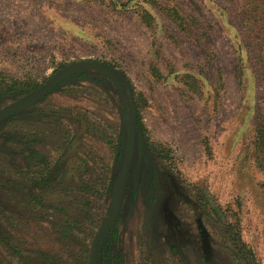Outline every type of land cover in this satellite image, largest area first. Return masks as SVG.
I'll return each instance as SVG.
<instances>
[{"label":"rangeland","instance_id":"obj_1","mask_svg":"<svg viewBox=\"0 0 264 264\" xmlns=\"http://www.w3.org/2000/svg\"><path fill=\"white\" fill-rule=\"evenodd\" d=\"M161 5L178 6L199 25L176 27ZM144 11L155 15V31L144 26ZM80 61L114 65L123 87L83 68L30 110L28 119L50 126L43 127L53 164L61 156L51 154L49 130L62 124L68 141L56 144L69 147L78 139L77 118L87 123L73 143L76 156L51 176L44 203L15 157L32 135L23 123L29 110L0 123V264H89L96 232L111 223L119 182L109 264H264V171L253 158L264 119V0H0V79L41 85ZM152 65L162 81L151 76ZM123 73L148 136L142 155L137 139L131 160ZM186 75L198 80L197 92L185 86ZM2 89L0 109L24 96ZM39 112L55 115L32 116ZM75 223L76 244L63 236ZM200 223L210 233V258Z\"/></svg>","mask_w":264,"mask_h":264},{"label":"trees","instance_id":"obj_2","mask_svg":"<svg viewBox=\"0 0 264 264\" xmlns=\"http://www.w3.org/2000/svg\"><path fill=\"white\" fill-rule=\"evenodd\" d=\"M253 1H256V0H253ZM258 1H263V0H258ZM160 8H161L160 9L161 12L167 18V20L182 30H186L188 27L199 25V22L195 17L186 16L183 13L184 11L181 10V8H179L178 6L166 8V7H162V5H161ZM140 17H141V20H142L144 26H146L147 29H149L151 31L156 30V27H155L156 26L155 25L156 19H155V15L152 12L144 11L143 13L140 14ZM102 64L104 66L108 65L107 67L112 69L116 73V68H114L115 67L114 65H111V64L105 65L104 63H102ZM76 74H74V75H76ZM150 74L153 77V79L158 81V82L162 81L164 78V76L161 74L159 69L154 65H152L150 68ZM74 75L69 76L65 80L72 78ZM123 76L125 78L126 83L132 88L133 87L132 83H131L130 79L128 78V76L126 75V73H123ZM184 82H185V86L188 87L189 90H192L193 92H197V90H198L197 88L201 87L198 83V80H196V77L193 75L192 76L186 75L184 77ZM44 83H42L41 85H43ZM0 84H1V86L4 87V89H2V90H4V93H3L4 95H8V94H11L14 92L25 95V94H27V93H29V92H31V91H33V90H35L41 86L40 84H37L35 81H17V80L7 81V80L2 79V78L0 79ZM219 84H220V87L221 86L224 87V81H223L222 77L219 78ZM132 90L134 93V97H135V101H136V105H137V110H138V116H137V120H136L137 134H138V136L142 137L144 144H146L148 142L147 129H146V126L143 123L142 118L140 116V105L138 104V100L135 96V91L133 88H132ZM120 150H121V147H119V152H120ZM253 158H254L255 165L260 170L264 171V119L256 128V135H255V139L253 142ZM23 176H25V175H23ZM155 177L156 178L158 177L157 170H155ZM35 182H37L39 184L46 183V175L43 174V175L39 176L38 178L35 179ZM121 189H122V187H121ZM36 202L37 203H43V201H37V200H36ZM205 202H206L205 200H202L200 202V205L203 208H206ZM215 212H216V214L218 213L217 210H215ZM68 225L69 226L67 228L68 229L70 228L69 231H73L71 229L75 228V226L78 227L77 223H75L74 226L73 225L70 226V224H68ZM116 226L117 225H115V227H113V228H110V229L108 228L107 230L103 231V234H102V236L99 240V243H98V261H99L98 264H109L108 263V251H109L110 244L117 239ZM69 231L67 230V234L69 233ZM200 233H201V238H202L206 257L210 258L212 255L210 233H209L207 227L203 223H200ZM67 234H66V237L68 236L67 237L68 239L69 238L74 239V237H70V234H68V235ZM81 248H80V253H81ZM20 254H22L21 251H20Z\"/></svg>","mask_w":264,"mask_h":264},{"label":"water","instance_id":"obj_3","mask_svg":"<svg viewBox=\"0 0 264 264\" xmlns=\"http://www.w3.org/2000/svg\"><path fill=\"white\" fill-rule=\"evenodd\" d=\"M83 68H92L96 69L99 72L106 75L116 86L119 88L123 87L122 81L119 79V77L116 75V73L104 66L100 62L96 61H80L74 64H70L59 71H57L55 74H53L43 85H41L36 90L32 91L31 93L27 94L20 100L16 101L9 107H6L0 111V121L4 120L10 116H13L17 113H20L29 107L35 105L37 102H39L41 99H43L45 96L50 94L55 88H57L66 78H68L71 75H74L78 73ZM127 99L131 108V118L127 121L126 124V135H127V153H128V159L131 160V158L134 155L135 149H136V141L138 139V150L139 155H142L143 153V147H144V141L141 136H138L137 134V128H136V120L138 116V110L137 105L134 97V93L132 88L127 85ZM121 184L122 182H119L114 187V197H113V216L111 219V223L109 227H112L118 217L120 203H121V197H122V190H121ZM103 231L100 230L96 233L94 240L92 242L91 246V255H90V264H98L97 260V251H98V243L102 236Z\"/></svg>","mask_w":264,"mask_h":264},{"label":"flooded vegetation","instance_id":"obj_4","mask_svg":"<svg viewBox=\"0 0 264 264\" xmlns=\"http://www.w3.org/2000/svg\"><path fill=\"white\" fill-rule=\"evenodd\" d=\"M59 71V70H58ZM57 72V71H56ZM55 72V73H56ZM54 73V74H55ZM106 76V75H105ZM108 78V77H107ZM109 79V78H108ZM110 80V79H109ZM66 81V80H65ZM111 81V80H110ZM64 82V81H63ZM62 82V83H63ZM112 82V81H111ZM61 83V84H62ZM113 83V82H112ZM60 84V85H61ZM114 84V83H113ZM59 85V86H60ZM58 86V87H59ZM58 87L57 88H55L50 94H48L47 96H45L43 99H41L39 102H37L35 105H33V106H31V107H29L28 109H26V110H24V111H22V112H20V113H17V114H15V115H13V116H10V117H8V118H6V119H4V120H1L0 121V123L1 122H4V121H8V120H10V119H13V118H15V119H18V117L20 116V115H22L23 113H25V112H27L28 110V113H26V115H25V119H26V121H23V123L26 125H29L27 128H29V129H31L32 130V135L31 136H26V141L24 142V144H25V149H23V148H21V151L18 153V154H15V157L16 158H18V159H20V160H22V161H24V166L23 167H19L18 168V171H20V172H23L22 174H21V176L22 177H24L23 175H25L26 177V185H27V187L29 188H35L36 190H38V192L41 194V195H38V197H36L37 198V201H43V203H44V194L45 193H47L48 192V188H49V185H50V178H51V176H53V175H55V174H57L58 176L59 175H62L65 171L64 170H66V166H65V163L66 162H68L67 161V159L68 158H70V157H72V156H76L75 154H73V153H71V150L70 149H72L74 146H73V143H75V140H78L79 139V137H80V139H81V137L85 134V132H86V129H87V127H86V125H87V123L85 122V120H83L82 119V117H79V118H77L79 121H80V124H81V128H80V131H79V133H78V139H74V141L73 142H71L69 145V147H65V148H69V152L67 153V151L65 152V154L64 155H62L57 161L58 162H55V164H53L52 163V161H51V159L48 161L47 159H45L44 157H37L38 158V160L40 161V162H42V163H46V167H47V169H45V171H43V172H33L32 170H33V168H31L32 167V162L36 159V156L35 155H37V153L35 152V150H32V146L35 144L32 140H28L29 138H32L33 136H35L36 134H38V135H40L42 138H44V139H46L45 138V136H42V134L44 133L42 130H41V128H42V123H44V124H46L45 122H42V121H39L38 119H36V121H33V120H31V119H28V114L30 115V113L32 112V111H30V110H32L34 107H36L37 105H39L42 101H44L48 96H50L53 92H55L57 89H58ZM39 88V87H38ZM36 90V89H35ZM34 91V90H33ZM32 92V91H31ZM31 92H29V93H31ZM29 93H27V94H29ZM27 94H25L24 96H26ZM24 96H22L21 98H23ZM20 98V99H21ZM20 99H18V100H20ZM17 100V101H18ZM16 102V101H15ZM15 102H13V103H15ZM12 103V104H13ZM12 104H10V105H12ZM10 105H8V106H5V107H3L2 109H4V108H6V107H9ZM2 109H0V111L2 110ZM54 115H55V113H53V112H51L50 114H45L44 112H39V113H37V114H34V115H32L33 117H40V118H47V119H49L50 117H54ZM31 116V115H30ZM22 117H24V116H21V117H19V118H22ZM63 119V118H62ZM51 123H53L52 121H51ZM54 124H55V122H54ZM47 125V124H46ZM35 128V129H34ZM33 131H35L36 133L34 134V132ZM37 135V136H38ZM17 136H19L18 134H17ZM68 141V140H67ZM63 142V141H62ZM58 146H63L62 144L61 145H58ZM17 159V160H18ZM45 160V161H44ZM0 165H1V161H0ZM2 166L0 167V183L2 182ZM61 171H64V172H61ZM36 174H38L37 176L39 177V176H41V175H43V174H45L46 175V183H44V184H39V183H37V182H35V177H37L36 176ZM35 175V176H34ZM57 178H59V177H57ZM41 179V178H40ZM154 182L156 183V184H158V182H159V178L157 177H155V173H154ZM117 184V183H116ZM115 184V185H116ZM1 185V184H0ZM121 187H122V185H121ZM122 190V189H121ZM48 194V193H47ZM47 194H45V195H47ZM39 196H42L43 197V199H40V197ZM122 196H123V190H122ZM36 200V199H35ZM121 202H122V197H121ZM120 206H121V203H120ZM119 212H120V208H119ZM118 218H119V213H118V217H117V220H116V222H115V224L112 226V227H108L109 229L110 228H113V227H115V225H117V222H118ZM110 226V225H109ZM76 228V227H75ZM75 228H73V229H71V230H73L74 231V234H70L71 233V231H69V233L68 234H70V237H76L75 236V233H76V231L78 230V228H80V227H77V229H75ZM107 228V229H108ZM70 229V228H69ZM106 229V230H107ZM67 230H68V228H65V232H63V236H65L66 237V234H67ZM72 231V232H73ZM80 231H81V229H80ZM100 231V230H99ZM103 231V230H102ZM98 232V231H97ZM96 232V233H97ZM67 234V235H68ZM103 234V233H102ZM96 235V234H95ZM94 240V239H93ZM70 241H74L75 242V244H76V239L74 238H70ZM74 244V245H75ZM92 246V245H91ZM78 247H79V254H80V248H81V245L80 244H78ZM204 247V246H203ZM90 255H91V251H90ZM97 260H98V251H97ZM99 262V261H98ZM109 263V262H108ZM89 264H90V260H89Z\"/></svg>","mask_w":264,"mask_h":264},{"label":"crops","instance_id":"obj_5","mask_svg":"<svg viewBox=\"0 0 264 264\" xmlns=\"http://www.w3.org/2000/svg\"><path fill=\"white\" fill-rule=\"evenodd\" d=\"M42 124H43L42 127L43 126L50 127V126H47L44 123H42ZM60 126H62V124H58V128L50 129L51 131L49 130V132H51L50 140H51V142H53L52 143L53 146L55 145V147H53L54 150H52L51 154H53L54 152H57L58 157L64 155L66 151H67V153L69 152V148H65L64 146L63 147L62 146H58L60 141L67 140V139H65V136H63V134L60 133ZM45 127L41 128V130L46 133L47 131H46ZM33 132H34V134L36 133L35 131H33ZM54 134H56V135L54 136ZM37 135L38 134H36L32 138L28 139V140H32L35 143L32 146L33 147L32 150H35V152L37 153V155H35L36 159L32 162V167L31 168H33V170H32L33 172H43V171H45V169H47L46 163L40 162L37 157H44L45 159H47L49 161L53 155H50V153L47 151V147L50 144L48 142L49 141L48 138L44 139L40 135H38V136ZM42 136H46V135L43 133ZM51 136H54L53 137L54 139H51ZM57 142H58V144H56ZM106 144H107V142H106ZM70 150H71V153L75 154L76 151L78 150V147L74 146ZM56 162H58V161H56ZM37 175L38 174H36V176ZM36 178H38V176L35 177V179Z\"/></svg>","mask_w":264,"mask_h":264}]
</instances>
